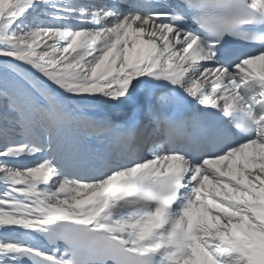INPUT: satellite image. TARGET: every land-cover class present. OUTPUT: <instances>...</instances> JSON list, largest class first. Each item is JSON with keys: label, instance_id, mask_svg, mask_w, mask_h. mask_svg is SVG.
Listing matches in <instances>:
<instances>
[{"label": "snow or ice", "instance_id": "obj_1", "mask_svg": "<svg viewBox=\"0 0 264 264\" xmlns=\"http://www.w3.org/2000/svg\"><path fill=\"white\" fill-rule=\"evenodd\" d=\"M0 264H264V0H0Z\"/></svg>", "mask_w": 264, "mask_h": 264}]
</instances>
